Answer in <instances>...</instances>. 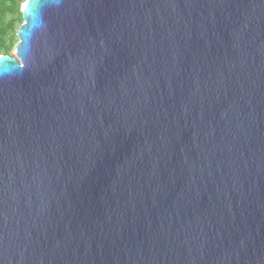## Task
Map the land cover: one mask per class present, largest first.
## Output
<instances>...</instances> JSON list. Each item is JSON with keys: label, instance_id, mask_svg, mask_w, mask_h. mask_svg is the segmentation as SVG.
<instances>
[{"label": "water", "instance_id": "obj_1", "mask_svg": "<svg viewBox=\"0 0 264 264\" xmlns=\"http://www.w3.org/2000/svg\"><path fill=\"white\" fill-rule=\"evenodd\" d=\"M20 11L0 264H264V0Z\"/></svg>", "mask_w": 264, "mask_h": 264}, {"label": "trees", "instance_id": "obj_2", "mask_svg": "<svg viewBox=\"0 0 264 264\" xmlns=\"http://www.w3.org/2000/svg\"><path fill=\"white\" fill-rule=\"evenodd\" d=\"M25 0H0V54H10L17 41V27L22 21L21 6Z\"/></svg>", "mask_w": 264, "mask_h": 264}, {"label": "rangeland", "instance_id": "obj_3", "mask_svg": "<svg viewBox=\"0 0 264 264\" xmlns=\"http://www.w3.org/2000/svg\"><path fill=\"white\" fill-rule=\"evenodd\" d=\"M10 55H13V51L10 53Z\"/></svg>", "mask_w": 264, "mask_h": 264}]
</instances>
